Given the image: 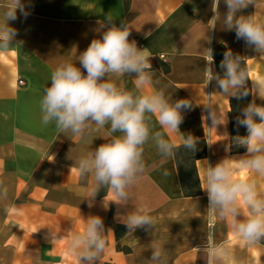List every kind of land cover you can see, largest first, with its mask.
Returning a JSON list of instances; mask_svg holds the SVG:
<instances>
[{"label": "crops", "instance_id": "0c3cea01", "mask_svg": "<svg viewBox=\"0 0 264 264\" xmlns=\"http://www.w3.org/2000/svg\"><path fill=\"white\" fill-rule=\"evenodd\" d=\"M3 0H0L2 3ZM30 15L9 21L17 29L11 49L0 51V264H76L68 249V237L83 230V218L98 215L103 219L107 248L96 264H149L152 241L163 244L168 264H207L201 250L209 231L208 197L184 198L179 185L174 159L162 167L151 144L145 146L144 159L148 172L129 190L127 205L109 202L103 207L106 189H100L93 206L87 198L93 185L91 176L81 178L71 166L82 146L78 138L59 134L54 126L41 123L39 101L43 89L50 84L53 68L65 60H75L99 34L98 21L107 17L117 26L123 21L131 31L129 40H138L151 54L152 82L143 91L163 89L173 100L191 98L194 106L184 113L181 133L204 139L207 156L195 167L201 185L206 160L215 164L230 154L228 146L229 98L220 94L215 81L207 85L203 51L222 45L226 51L245 56L250 88L264 83V56H259L235 30H224L218 23L211 29L214 13L212 0H30ZM221 14L226 5L221 0ZM238 15H253L264 24V0H254ZM209 22V23H208ZM150 33V35H146ZM167 65L165 68L162 64ZM214 71L215 67L213 64ZM167 69V70H165ZM133 77L135 74H132ZM23 81L24 85H18ZM118 83L134 90L128 76ZM264 105V89L251 93V102ZM211 104L226 124L212 127ZM153 123L156 124L153 117ZM158 130L159 126L156 124ZM163 131V130H162ZM181 133L165 132L167 139L181 143ZM119 135V133H117ZM104 143L94 139L93 149ZM211 144V146H209ZM54 156V161H49ZM73 159V160H72ZM167 170L169 175H163ZM255 179L264 194V176L237 173ZM106 200L112 199L107 193ZM147 211L155 227L137 228L118 240L117 226L130 212ZM217 244L224 242L227 256L217 264H264V240L248 244L231 230L229 221L218 216L213 220ZM53 234L58 240L52 243ZM128 249L123 252L117 249Z\"/></svg>", "mask_w": 264, "mask_h": 264}, {"label": "clouds", "instance_id": "9594fccd", "mask_svg": "<svg viewBox=\"0 0 264 264\" xmlns=\"http://www.w3.org/2000/svg\"><path fill=\"white\" fill-rule=\"evenodd\" d=\"M226 12L221 14V0H212L214 13L211 29L219 23L224 30H235L236 38L243 39L247 46L259 56H264V24L256 21L253 15H238L254 0H223ZM30 0H3L0 3V51L11 49L10 45L17 36V29L9 21H15L20 15L25 19L30 15ZM208 22V23H209ZM93 38L88 47L75 57L56 65L50 76V84L43 89L40 101V119L45 126L52 125L59 134L78 138L82 146L81 154L73 160L70 171L81 178L92 177L93 185L87 198L89 207L93 206L100 189L112 194V199H103L105 210L109 202L119 206L127 205L129 190L148 172L144 159L146 145H153L159 156L158 165L163 166L174 159L180 148L190 153L197 151L199 138L192 134H183L179 126L183 123L184 113L193 108L191 98L173 100L166 96L163 89L144 92L151 84L153 71L152 57L148 48H139L135 40H129L131 31L121 21L119 26L111 19L98 21ZM146 35H150L147 33ZM206 65L207 85L215 81L220 94L226 98H244L260 94L264 83H252L245 67V56L233 54L229 49L223 54L220 68L223 75L213 68L214 55L211 48L203 51ZM132 74H135L134 77ZM126 76L135 85L134 90L121 86L118 81ZM209 109L208 116L212 127L226 124L225 119L211 104H203ZM153 117L156 124L153 123ZM237 126L247 130L246 135L232 137L229 151L234 144L246 148L242 156L225 157L217 163L206 166L201 179V189L207 193L209 231L202 248L207 256V264H217L227 256L225 243H216L213 220L218 216L229 221L232 232L248 244L264 240V194L258 190L255 179L238 176L237 173H257L264 176V105L253 100L248 103L237 117ZM163 130V131H162ZM181 133V143L169 140L165 132ZM119 133V135H117ZM101 138L104 143L96 148L94 139ZM211 146V144H209ZM51 156L49 161H54ZM167 176V170L163 172ZM0 197H7L6 191H0ZM83 230L71 234L68 249L76 258V264H96L107 248V234L103 219L98 215L83 218ZM132 234L137 228L155 227L154 218L147 212H130L123 222ZM53 245L65 237L55 238ZM149 264H168L163 244L152 241Z\"/></svg>", "mask_w": 264, "mask_h": 264}, {"label": "trees", "instance_id": "16d2710c", "mask_svg": "<svg viewBox=\"0 0 264 264\" xmlns=\"http://www.w3.org/2000/svg\"><path fill=\"white\" fill-rule=\"evenodd\" d=\"M214 55V67L216 73L223 75V69L220 68V62L223 59V54L226 49L222 45H216L212 48ZM161 64L168 68L167 65H164L161 61ZM246 67V65H245ZM247 69V68H246ZM167 70V69H165ZM250 88V83L248 82ZM251 102V92L248 96L237 99L235 97L229 98V111H228V144L232 143V137L237 135H246L247 130L243 126H237L236 120L237 117L241 115L242 109ZM246 151L244 147H237L234 144L229 150L230 154H241ZM207 156V143L204 139H199L197 144V151L195 153H190L185 151L183 148H180L177 152L176 157L174 158V164L177 172V177L179 185L181 188L182 196L184 198H194L201 195L200 181L197 175L195 162L200 159H204ZM128 234L126 226L119 225L115 230V237L118 240L120 237ZM117 249L123 252H128V249L120 248L117 245Z\"/></svg>", "mask_w": 264, "mask_h": 264}, {"label": "built area", "instance_id": "2783aa9c", "mask_svg": "<svg viewBox=\"0 0 264 264\" xmlns=\"http://www.w3.org/2000/svg\"><path fill=\"white\" fill-rule=\"evenodd\" d=\"M135 41L137 42V46L138 47H143V45L138 40H135ZM18 85L22 86V85H24V82L23 81H19Z\"/></svg>", "mask_w": 264, "mask_h": 264}]
</instances>
